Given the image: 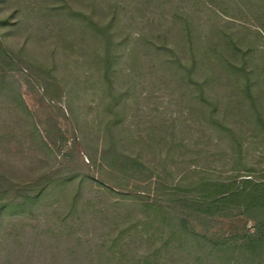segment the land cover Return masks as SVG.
<instances>
[{"label": "rangeland", "instance_id": "obj_1", "mask_svg": "<svg viewBox=\"0 0 264 264\" xmlns=\"http://www.w3.org/2000/svg\"><path fill=\"white\" fill-rule=\"evenodd\" d=\"M176 216L149 264H264V0H0V264H144Z\"/></svg>", "mask_w": 264, "mask_h": 264}, {"label": "trees", "instance_id": "obj_2", "mask_svg": "<svg viewBox=\"0 0 264 264\" xmlns=\"http://www.w3.org/2000/svg\"><path fill=\"white\" fill-rule=\"evenodd\" d=\"M175 14H176V12H175ZM181 70L184 72L182 74V76H185L191 83H194L190 79L193 70L187 69L186 67L185 68L181 67ZM203 84L204 83L202 82L201 84H198L197 87H201ZM113 104H114V102H113ZM213 113H214V111H213ZM213 113H211V114L213 115ZM115 116H118L117 113L115 114ZM116 121H117L116 118L110 119L107 122V127H112L116 123ZM110 136L112 137L111 134H110ZM103 153H104V156H105L106 152L104 151ZM104 156H103V159H104ZM114 160H116L115 155H114ZM108 166L111 167L112 165L109 164ZM215 188L216 187L212 186V187H209L208 189H206L207 193H206V195H203L204 197H206L205 199L202 196L193 197L191 199V201L189 202L190 205H192L194 208H197V209L198 208L199 209H203L204 208L202 211L203 212H207L209 209H211V207H213V206L217 207L219 205H223V203H225L228 199H231V198L237 196V192H232L231 194H228L227 196L218 199V197L221 194H224V193H220V191H214ZM174 220L176 222L173 223V225H172L173 227L170 230L168 236L163 240V244L159 248H156L153 251H149L144 256L142 255L140 257V255H135L134 257H135V261L137 263L149 264V262H150L149 259L151 260V258L154 259L156 257L161 256V253L167 250V248L169 247L170 243H172V241H174V242L176 241V246H175V248L173 247L174 251H178V250L183 251V250H188V249L191 248V245L193 243L192 242L189 243V241L187 239L188 238V234H189V230H188V228H186V224H188L187 221L185 219H182L181 217H178V216L174 217ZM177 224L178 225L180 224L181 228H178ZM214 250H215L214 248H211L209 251L211 252V251H214ZM216 250H217L218 253L220 251H224V250H220V248H217ZM178 258H180V256L177 255V258L172 260L171 263L175 262V264H177L178 261H179ZM196 261L198 262V258L196 259Z\"/></svg>", "mask_w": 264, "mask_h": 264}]
</instances>
